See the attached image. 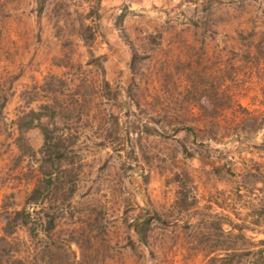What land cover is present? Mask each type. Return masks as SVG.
Returning a JSON list of instances; mask_svg holds the SVG:
<instances>
[{
    "label": "rangeland",
    "instance_id": "rangeland-1",
    "mask_svg": "<svg viewBox=\"0 0 264 264\" xmlns=\"http://www.w3.org/2000/svg\"><path fill=\"white\" fill-rule=\"evenodd\" d=\"M8 76L0 203L32 183H16L9 166L38 161L17 157L13 119L35 109L46 122L51 107L38 106L61 104L55 120L72 133L78 173L74 223L91 210L105 224L91 239L94 264H204L202 246H186L206 232L231 239L241 230L227 221L243 226L240 246L264 239V165L252 160L264 153L248 149L264 133V0H0V82ZM213 85L232 102L209 115L195 100ZM148 116L182 128L160 134ZM25 133L39 148L40 129ZM146 197L165 219L154 223L153 254L140 257L126 245L124 216ZM220 220L228 237L213 224ZM69 248L82 264L76 243Z\"/></svg>",
    "mask_w": 264,
    "mask_h": 264
},
{
    "label": "trees",
    "instance_id": "trees-1",
    "mask_svg": "<svg viewBox=\"0 0 264 264\" xmlns=\"http://www.w3.org/2000/svg\"><path fill=\"white\" fill-rule=\"evenodd\" d=\"M132 60L133 56L128 61L130 68ZM104 80L107 82L106 79ZM4 82H0V123L4 117L3 109L11 94L12 78L8 76ZM216 86L205 87L204 90L211 91V94L197 96V99H194L209 115H213L221 107L228 106L232 102V94L218 93L220 84L219 87ZM60 105L47 101L38 106L51 107L52 115L46 122L42 118L48 116L47 113L35 109L30 111L32 116L18 113L13 119L15 134L12 142L18 150L17 157L22 158L28 154L38 161L36 165L33 163V165L23 167L21 164L23 159H19L9 166L10 171H16L14 173L16 177H13L16 178V183H28L29 181L32 183L25 189L21 199L16 197L15 190L5 193L2 197L0 203V264H75L70 260L71 242H75L80 248L81 256L78 263L94 264L96 260L94 254L91 253L94 251L96 253L98 249L94 245L90 247L93 243L91 239L98 236L105 224L100 221L99 213H91V210L84 221L77 225L74 223L73 208L75 206L72 204V197L76 191L78 173L74 163L68 160L70 154L75 152L71 146L72 133L63 131L55 120L57 110L62 106ZM147 118L153 123V129L163 135L168 136L182 128L178 123H172L168 125V128L159 123L160 119L153 116ZM31 127H38L42 133V143L37 149L32 146L25 133ZM235 134L240 137L243 133L236 132ZM251 142L255 146L264 147V140ZM3 144L4 141L0 139V145ZM37 153L40 154L39 157L36 156ZM132 172L145 180V175L141 171L133 169ZM14 187L16 188L17 185ZM131 187L134 191L140 192L135 183H132ZM182 193L179 197L180 204L188 208L192 201H189L185 192ZM88 207L90 205L86 208ZM164 219L161 212L152 206L149 198H144L139 211L128 218L124 216L127 229L126 245L135 250L141 248L142 251L138 252L140 257L153 254L154 223ZM227 222L231 228L237 227L241 231L234 233L231 239L225 240L212 239L211 232H206L207 237L203 239L204 241L193 243L192 240L186 248L191 249L201 245L202 250L208 256L204 264H264V239H259L256 248L240 246L238 238L244 236L243 226L240 224L235 226L230 221ZM213 224L220 230L219 234H224L226 230L227 237L232 234L231 230L224 229L223 221H216ZM220 251H223L224 255H220ZM210 253L213 254L209 256ZM142 264H145L144 261Z\"/></svg>",
    "mask_w": 264,
    "mask_h": 264
},
{
    "label": "crops",
    "instance_id": "crops-1",
    "mask_svg": "<svg viewBox=\"0 0 264 264\" xmlns=\"http://www.w3.org/2000/svg\"><path fill=\"white\" fill-rule=\"evenodd\" d=\"M253 138V137H252ZM260 140H264V133L262 134V136H259L257 137L256 139L253 138V141H260ZM250 144H253L251 141H250ZM248 149L251 150V152H255L257 153L256 151L259 150L258 152H261V153H264V147H258V146H255L254 144L249 146ZM252 154V153H251ZM253 161L254 160H257L256 163H258V165H264V159H252ZM264 168V166H263Z\"/></svg>",
    "mask_w": 264,
    "mask_h": 264
}]
</instances>
